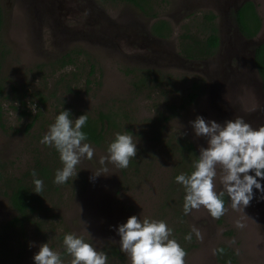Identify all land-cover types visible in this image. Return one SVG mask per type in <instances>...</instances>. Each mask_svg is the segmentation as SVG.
<instances>
[{"label": "rangeland", "instance_id": "rangeland-1", "mask_svg": "<svg viewBox=\"0 0 264 264\" xmlns=\"http://www.w3.org/2000/svg\"><path fill=\"white\" fill-rule=\"evenodd\" d=\"M252 1L262 19L259 38L264 39V0ZM240 2L151 0L153 10L146 14L126 0H0L6 53L1 75L0 264H34L33 256L44 243L60 254L63 264H71L65 234L106 253L107 264H131L115 229L133 215L166 222L170 239L187 253L185 264H221V245L238 255L237 263L230 264H264V199L258 190L253 189L254 198L245 208L233 209L229 198L219 223L204 207L185 215L186 192L175 181L184 173L174 154L177 141L186 137L198 155L207 146L190 124L197 116L222 125L241 117L254 129L264 126L261 78L251 67L252 48L234 49L233 12ZM208 14L216 17L221 46L208 61H186L181 37L187 30L206 37ZM161 21L171 27L167 39L152 34ZM64 59L73 64L62 66ZM196 83L198 96L189 102ZM63 110L73 120L86 114L111 116L113 121L103 122L106 137L100 145L86 142L94 149L93 158L82 159L77 176L57 185L55 173L63 167L59 153L40 141ZM118 132L132 135L137 144V155L126 169L99 163ZM38 164L52 171L50 185L40 177L45 213L40 210L34 216L38 222L23 230L8 228L17 212L7 180L28 175ZM102 167L107 172L94 176ZM217 171L219 193L224 187ZM260 183L264 186V180ZM189 234L190 241L185 239Z\"/></svg>", "mask_w": 264, "mask_h": 264}, {"label": "clouds", "instance_id": "clouds-1", "mask_svg": "<svg viewBox=\"0 0 264 264\" xmlns=\"http://www.w3.org/2000/svg\"><path fill=\"white\" fill-rule=\"evenodd\" d=\"M31 109L33 112L37 110L35 104ZM87 120L86 114L73 120L70 111L63 110L40 141L41 144L54 147L59 153L63 167L55 173L53 182L57 185L76 177V167L82 159L91 160L94 156L93 147L85 142L87 134L82 131ZM190 124L196 137L206 139L207 146L199 149L190 175L181 173L175 177V181L183 185L186 192L184 214L204 207L213 219H219L225 212V192L233 209L249 206L254 198V188L264 199V186L260 183L264 180V126L254 129L241 117L222 125L215 120L206 121L202 116H197ZM136 145L132 135L127 132L116 133L114 141L107 147L108 155L100 158V165L104 166L107 162L117 169L128 168L131 159L137 155ZM218 168L224 187V191L219 193L215 184ZM107 170L102 167L94 176ZM250 172H254V175H250ZM32 176L34 192L39 194L43 191V180L35 178V170ZM237 227L242 228L244 225L238 223ZM115 230L120 237L121 251L129 257L131 264H185L187 253L175 239H170L172 229L164 221L147 218L141 221L133 215ZM185 239L190 241L191 234ZM63 244L67 254L72 257L71 264H107L106 253L97 251L74 234H65ZM217 251L223 253V249ZM33 260L34 264H63L60 254L53 251L48 243L40 245Z\"/></svg>", "mask_w": 264, "mask_h": 264}, {"label": "trees", "instance_id": "trees-1", "mask_svg": "<svg viewBox=\"0 0 264 264\" xmlns=\"http://www.w3.org/2000/svg\"><path fill=\"white\" fill-rule=\"evenodd\" d=\"M128 3L135 5L140 10L145 12H151L153 7L151 6V0H126ZM155 15V14H154ZM234 18L242 32V34L247 39L255 38L262 29V19L257 11L256 4L254 1L249 0L243 3L240 6V9L236 12H233ZM156 16V15H155ZM215 15L208 14L206 15V20H204L205 29L207 30V36L202 37L197 34L192 33L187 30L181 37V48L180 52L184 59L190 62H205L213 58L220 46H221V38L219 35L218 27L215 23ZM4 25V13L2 10V6L0 3V116L3 115L2 110L4 109L3 103V85L1 83V75H2V66L5 60V44H3L2 40V32ZM152 34L154 37H158L161 39H167L171 35V27L167 22L161 21L157 22L152 27ZM67 57L71 58V55ZM256 66L258 69V73L263 82L264 87V43L256 48ZM73 64V60L70 59L66 61L65 59L62 62V66H68ZM147 75L146 80L150 79ZM141 79V78H140ZM144 83H146V80ZM194 91L188 95L189 102L195 101L198 96V92L200 89L199 84H194ZM186 101V100H185ZM88 120L86 125L82 128L87 134V140L85 142H91L94 144L100 145L106 137V127L103 125V122L106 120L112 124L111 116H101L98 118L88 116ZM115 124V123H114ZM177 148L174 151L175 156H179L180 161L178 162V167H182L185 174H191L193 169V164L199 156L194 143L188 140L186 137L177 141ZM37 175L39 177H35L36 179L43 178L44 181L48 185H50L52 175L51 170L46 165L38 164L36 167ZM32 179H29V178ZM34 180L32 176V171L29 172L28 175L22 177H16L15 179L7 180V185L10 190L9 197L10 201L16 210V216L9 222L7 225L8 228L12 229H20L23 230L27 224L33 223V220H37L34 216L41 210L42 213H45V209L42 206L43 199L39 194H34L33 187L34 183L30 182ZM224 205L226 207L229 197L225 193L223 196ZM43 207V208H42ZM223 215L217 219L219 223H222ZM219 249H223V253L217 251V259L221 264H230L237 263L238 255L237 253L227 245H221Z\"/></svg>", "mask_w": 264, "mask_h": 264}, {"label": "water", "instance_id": "water-1", "mask_svg": "<svg viewBox=\"0 0 264 264\" xmlns=\"http://www.w3.org/2000/svg\"><path fill=\"white\" fill-rule=\"evenodd\" d=\"M240 6H241V4L237 5V7L235 9L236 12L240 9ZM260 33H261V31L253 39H247L242 34L238 24L236 26V32H235V34H236V39H235V44L236 45L234 46L235 51H237V50L242 51L244 47H245L244 50L247 49L248 46L251 47L252 48V50H251V57H252V61H251L252 65H251V67H253V69H254L253 71H255L257 73H258V69H257V66H256V61H255L256 60V48L258 46H260L262 43H264V39L259 38ZM191 63H194V62H191ZM260 88H261L260 89L261 96L264 98V87H263L262 80H261V87Z\"/></svg>", "mask_w": 264, "mask_h": 264}, {"label": "flooded vegetation", "instance_id": "flooded-vegetation-1", "mask_svg": "<svg viewBox=\"0 0 264 264\" xmlns=\"http://www.w3.org/2000/svg\"><path fill=\"white\" fill-rule=\"evenodd\" d=\"M246 1H249V0H242V2H240V4L243 5V3H245Z\"/></svg>", "mask_w": 264, "mask_h": 264}]
</instances>
